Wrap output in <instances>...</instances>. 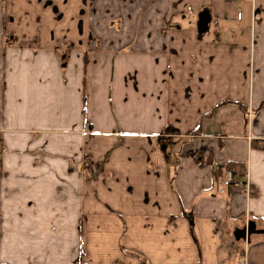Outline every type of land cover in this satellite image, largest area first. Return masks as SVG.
Masks as SVG:
<instances>
[{"label":"crops","instance_id":"crops-1","mask_svg":"<svg viewBox=\"0 0 264 264\" xmlns=\"http://www.w3.org/2000/svg\"><path fill=\"white\" fill-rule=\"evenodd\" d=\"M255 142L264 0H0V264H264Z\"/></svg>","mask_w":264,"mask_h":264},{"label":"water","instance_id":"water-1","mask_svg":"<svg viewBox=\"0 0 264 264\" xmlns=\"http://www.w3.org/2000/svg\"><path fill=\"white\" fill-rule=\"evenodd\" d=\"M201 21L199 24L200 29L206 28L208 24L209 17L207 15H202ZM259 234L264 237V229L263 230H256V225L254 223H250L247 227L243 229H236L234 232V238L236 241H245L249 242L252 235Z\"/></svg>","mask_w":264,"mask_h":264},{"label":"trees","instance_id":"trees-1","mask_svg":"<svg viewBox=\"0 0 264 264\" xmlns=\"http://www.w3.org/2000/svg\"><path fill=\"white\" fill-rule=\"evenodd\" d=\"M254 148H263L264 149V146H260V143L259 142H255L254 143ZM226 168L229 170V171H232V173H234L235 175L237 174L238 172V169L240 170V172L242 174L245 173V169H244V166L239 164V163H228L226 165Z\"/></svg>","mask_w":264,"mask_h":264},{"label":"built area","instance_id":"built-area-1","mask_svg":"<svg viewBox=\"0 0 264 264\" xmlns=\"http://www.w3.org/2000/svg\"><path fill=\"white\" fill-rule=\"evenodd\" d=\"M234 1H236V0H234ZM234 178L235 177H234L233 173L232 172H228L227 179L224 182V189H221V193L222 194H225L227 192V190L232 186Z\"/></svg>","mask_w":264,"mask_h":264}]
</instances>
